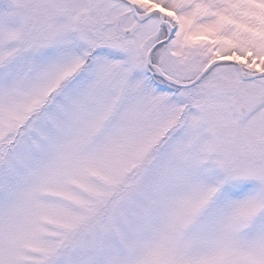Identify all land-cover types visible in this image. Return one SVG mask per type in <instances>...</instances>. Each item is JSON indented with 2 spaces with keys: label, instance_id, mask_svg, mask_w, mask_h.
<instances>
[{
  "label": "snow or ice",
  "instance_id": "snow-or-ice-1",
  "mask_svg": "<svg viewBox=\"0 0 264 264\" xmlns=\"http://www.w3.org/2000/svg\"><path fill=\"white\" fill-rule=\"evenodd\" d=\"M0 264H264V0H0Z\"/></svg>",
  "mask_w": 264,
  "mask_h": 264
}]
</instances>
